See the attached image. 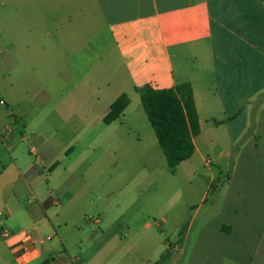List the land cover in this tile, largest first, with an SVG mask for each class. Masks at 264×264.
<instances>
[{"label": "crops", "instance_id": "crops-1", "mask_svg": "<svg viewBox=\"0 0 264 264\" xmlns=\"http://www.w3.org/2000/svg\"><path fill=\"white\" fill-rule=\"evenodd\" d=\"M82 5L106 26L129 87L98 114L82 110L74 70ZM8 32L7 43L0 39V264H122L125 239L96 243L82 210L85 197L95 195L96 174H104L103 187L111 191L105 179L113 151L102 142L135 129L122 122L131 96L139 98L135 89L182 83L190 84L199 125L183 162L207 164L211 156L217 166V179L209 171L200 197L211 215L191 236L197 208L178 240L123 264H264V110H252L264 93V0H28V28L16 30L17 40ZM176 60L185 76L192 63L203 77L179 81ZM28 73L40 88L35 123L28 119ZM53 98L55 107L47 109ZM122 99L126 106L106 122ZM100 124L108 135L99 134ZM66 127L83 136L51 141ZM81 146L99 151L75 153ZM72 227L80 236L70 239L73 230L61 228ZM90 242L96 243L91 254Z\"/></svg>", "mask_w": 264, "mask_h": 264}, {"label": "rangeland", "instance_id": "rangeland-1", "mask_svg": "<svg viewBox=\"0 0 264 264\" xmlns=\"http://www.w3.org/2000/svg\"><path fill=\"white\" fill-rule=\"evenodd\" d=\"M1 4L2 36L0 39L3 43H7V36H5L7 31L11 38L17 40L16 30L28 28V0H1ZM8 11L12 15L4 14ZM75 24L79 34L75 36L74 70L75 74H78L77 78L81 79L80 88L77 90L81 94V100L85 102L82 110L90 107V110H97L95 113L98 114V111L105 109L118 93H127L129 87L126 84L123 68L109 42L107 28L97 17V13L89 12L88 9L84 10L82 5L81 15L78 18L75 15ZM55 37H50V41L56 43ZM68 58L67 51L64 60ZM180 66L176 60L175 69L179 81L184 79L195 81L203 77L197 66L192 63L187 68V76L184 74V67ZM194 85L197 87L199 83L194 82ZM39 89L35 78L28 73V119L34 123L39 117L36 116V110H41L38 106L41 97H35V92ZM131 97L130 110L122 122L135 129L129 131V136L119 137V141L111 137L106 141L102 139V149L113 151L106 167L105 179L111 182V191L104 189V174L98 173L94 177L95 195L86 196V200L82 203V210L88 213L91 221L90 230L87 233L90 232L96 236V243L106 241L108 238L122 242L125 239L124 245L129 248L126 263L150 258L158 246L164 244L167 246L168 242L173 243L178 240L198 208L191 229V236L195 235L201 223L207 219L208 215H211L208 214L210 212L206 205L200 203V197L207 187L209 171L214 175L215 180L218 177L216 162L211 156L205 157V160L209 161L207 164L201 160L187 161L175 169H169L142 110L139 98L137 95ZM56 101V98H53L47 109L55 107ZM252 110H264V93L255 100ZM92 116L90 115L88 119ZM54 118L57 119L56 114ZM57 124L58 121H55V127ZM99 129H101L98 130L99 134L103 130L102 137L110 133V129L103 124L99 125ZM73 134L83 136V131L80 129L72 132L66 127L59 130L51 141L65 140ZM137 137L139 142L136 141ZM66 143L68 141H65L64 145ZM113 143L116 144L113 145ZM57 149L61 151L65 148L58 146ZM98 149L89 147L87 153L90 151L91 155L97 154ZM77 150L86 153L83 146L75 148V153ZM208 198H211L210 192ZM94 220L99 222L94 224L92 223ZM61 229L73 230L69 233L70 239L78 235L76 228ZM177 232L180 234L177 235ZM148 239H150V245L146 243ZM96 243L90 242V247L87 248L90 254ZM67 244L74 249V243ZM166 257L167 255H164V258Z\"/></svg>", "mask_w": 264, "mask_h": 264}, {"label": "trees", "instance_id": "trees-1", "mask_svg": "<svg viewBox=\"0 0 264 264\" xmlns=\"http://www.w3.org/2000/svg\"><path fill=\"white\" fill-rule=\"evenodd\" d=\"M135 91L166 165L174 169L192 155V138L199 133L190 84L182 83L169 89L146 86ZM126 104V99L118 102L105 117V121L115 119Z\"/></svg>", "mask_w": 264, "mask_h": 264}, {"label": "built area", "instance_id": "built-area-1", "mask_svg": "<svg viewBox=\"0 0 264 264\" xmlns=\"http://www.w3.org/2000/svg\"><path fill=\"white\" fill-rule=\"evenodd\" d=\"M0 104H3V102H0ZM30 151H31L32 153H34V149H33V148H31Z\"/></svg>", "mask_w": 264, "mask_h": 264}]
</instances>
